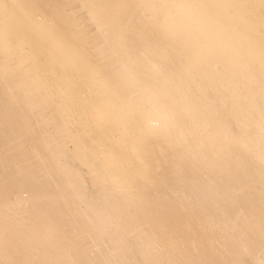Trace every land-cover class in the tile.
Wrapping results in <instances>:
<instances>
[{
	"label": "bare ground",
	"instance_id": "1",
	"mask_svg": "<svg viewBox=\"0 0 264 264\" xmlns=\"http://www.w3.org/2000/svg\"><path fill=\"white\" fill-rule=\"evenodd\" d=\"M0 264H264V3L0 0Z\"/></svg>",
	"mask_w": 264,
	"mask_h": 264
},
{
	"label": "rangeland",
	"instance_id": "2",
	"mask_svg": "<svg viewBox=\"0 0 264 264\" xmlns=\"http://www.w3.org/2000/svg\"><path fill=\"white\" fill-rule=\"evenodd\" d=\"M19 89H20V88H19ZM16 93H18V90L16 91ZM93 249H94V250H96V248H95V247H94Z\"/></svg>",
	"mask_w": 264,
	"mask_h": 264
},
{
	"label": "snow or ice",
	"instance_id": "3",
	"mask_svg": "<svg viewBox=\"0 0 264 264\" xmlns=\"http://www.w3.org/2000/svg\"><path fill=\"white\" fill-rule=\"evenodd\" d=\"M262 3H264V0H261Z\"/></svg>",
	"mask_w": 264,
	"mask_h": 264
}]
</instances>
